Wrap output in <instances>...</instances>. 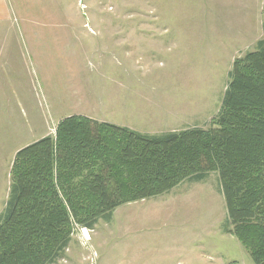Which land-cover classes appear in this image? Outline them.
Segmentation results:
<instances>
[{
  "label": "rangeland",
  "instance_id": "1",
  "mask_svg": "<svg viewBox=\"0 0 264 264\" xmlns=\"http://www.w3.org/2000/svg\"><path fill=\"white\" fill-rule=\"evenodd\" d=\"M263 2L0 0V213L16 150L68 115L152 133L207 128L234 58L263 37ZM226 222L210 172L77 228L55 264H254Z\"/></svg>",
  "mask_w": 264,
  "mask_h": 264
},
{
  "label": "trees",
  "instance_id": "2",
  "mask_svg": "<svg viewBox=\"0 0 264 264\" xmlns=\"http://www.w3.org/2000/svg\"><path fill=\"white\" fill-rule=\"evenodd\" d=\"M262 16L264 30V2ZM210 172L225 200L224 232L264 264V34L234 58L207 128L146 133L73 114L19 148L0 213V264H55L77 228Z\"/></svg>",
  "mask_w": 264,
  "mask_h": 264
},
{
  "label": "crops",
  "instance_id": "3",
  "mask_svg": "<svg viewBox=\"0 0 264 264\" xmlns=\"http://www.w3.org/2000/svg\"><path fill=\"white\" fill-rule=\"evenodd\" d=\"M122 126V125H121ZM123 126H126V127H129V128H131V129H134V130H137V131H140V132H146V133H152V132H147V131H142V130H139V129H136V128H133V127H131V126H128V125H123ZM162 132V131H161ZM153 133H155V132H153ZM45 135H48V134H45ZM18 150V149H17ZM16 150V151H17ZM188 181H184V182H182V183H180L179 185H177V186H175L174 188H172L170 191H168V192H166V193H164V194H161V195H158V196H156V197H152V198H148V199H143V200H141V201H148V200H151V199H155V198H158V197H162V196H164V195H168L169 193H171L174 189H177L178 187H180L181 185H183L184 183H187ZM192 183V182H191ZM194 183V182H193ZM198 183V182H197Z\"/></svg>",
  "mask_w": 264,
  "mask_h": 264
},
{
  "label": "bare ground",
  "instance_id": "4",
  "mask_svg": "<svg viewBox=\"0 0 264 264\" xmlns=\"http://www.w3.org/2000/svg\"><path fill=\"white\" fill-rule=\"evenodd\" d=\"M82 233L84 234L83 237L85 239H89L90 238L89 233L87 232V230H84Z\"/></svg>",
  "mask_w": 264,
  "mask_h": 264
}]
</instances>
